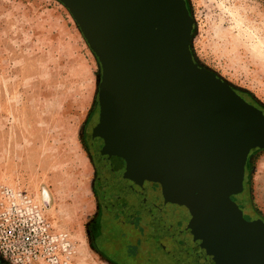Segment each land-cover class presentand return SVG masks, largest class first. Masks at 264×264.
Wrapping results in <instances>:
<instances>
[{"label":"water","instance_id":"1","mask_svg":"<svg viewBox=\"0 0 264 264\" xmlns=\"http://www.w3.org/2000/svg\"><path fill=\"white\" fill-rule=\"evenodd\" d=\"M58 1L102 66L101 128L129 188L190 244L177 264H202L197 248L216 263L264 264V221H246L232 199L264 147V114L195 61L186 0Z\"/></svg>","mask_w":264,"mask_h":264},{"label":"rangeland","instance_id":"2","mask_svg":"<svg viewBox=\"0 0 264 264\" xmlns=\"http://www.w3.org/2000/svg\"><path fill=\"white\" fill-rule=\"evenodd\" d=\"M186 2L195 61L264 108V0ZM102 80L64 4L0 0V208L14 194L42 211L52 243L37 264H112L90 234L99 199L86 133L100 109ZM249 169L247 191L264 218V152Z\"/></svg>","mask_w":264,"mask_h":264},{"label":"flooded vegetation","instance_id":"3","mask_svg":"<svg viewBox=\"0 0 264 264\" xmlns=\"http://www.w3.org/2000/svg\"><path fill=\"white\" fill-rule=\"evenodd\" d=\"M234 90L247 103L264 114V108L251 100L244 92L236 88ZM100 113L99 109L97 115L92 117L86 133L97 168L95 190L99 199V212L90 228L93 247L112 264H162L160 240L163 236L165 241L163 244L169 253L168 256L174 264H177L175 253L190 252L184 253L185 257H189L190 244L183 242L178 231L171 228L162 217L152 214L149 208L142 206L137 191L129 188L123 156L115 138L101 128ZM260 152H264V147L254 149L249 154L245 166L244 189L242 193L232 197L248 222L264 221L253 207L251 196L247 191L251 158ZM244 235L248 240L253 241L254 233L250 227L246 228ZM134 246H137V252L130 255L131 248ZM191 249L196 248L191 247ZM197 249L195 255L198 256L195 257L201 256V259L196 260H201L202 264H225L221 260L214 262L213 255L209 252L206 255L204 250Z\"/></svg>","mask_w":264,"mask_h":264},{"label":"built area","instance_id":"4","mask_svg":"<svg viewBox=\"0 0 264 264\" xmlns=\"http://www.w3.org/2000/svg\"><path fill=\"white\" fill-rule=\"evenodd\" d=\"M0 208V263L37 264L52 239L42 211L26 195L10 194Z\"/></svg>","mask_w":264,"mask_h":264},{"label":"trees","instance_id":"5","mask_svg":"<svg viewBox=\"0 0 264 264\" xmlns=\"http://www.w3.org/2000/svg\"><path fill=\"white\" fill-rule=\"evenodd\" d=\"M160 242H161L160 243L161 244L160 245V253H161L162 264H174L173 261L171 260V258L168 256L169 253H168L167 249H165V245L163 244V242H165L163 236H161ZM135 252H137V246H134V248H131V252L129 254L132 255V254H135Z\"/></svg>","mask_w":264,"mask_h":264},{"label":"bare ground","instance_id":"6","mask_svg":"<svg viewBox=\"0 0 264 264\" xmlns=\"http://www.w3.org/2000/svg\"><path fill=\"white\" fill-rule=\"evenodd\" d=\"M17 158H18V157H17ZM11 159H12V162H20V159H18V160H15V157H14V156H13ZM46 206H47V207H49V205H48V204H47Z\"/></svg>","mask_w":264,"mask_h":264}]
</instances>
